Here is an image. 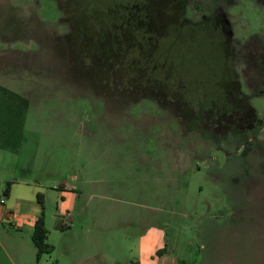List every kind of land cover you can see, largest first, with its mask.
<instances>
[{
  "label": "rangeland",
  "instance_id": "rangeland-1",
  "mask_svg": "<svg viewBox=\"0 0 264 264\" xmlns=\"http://www.w3.org/2000/svg\"><path fill=\"white\" fill-rule=\"evenodd\" d=\"M83 1L0 0V264H133L149 225L163 264H264V0H187L156 27L152 52L183 89L94 71L86 43L65 42ZM107 2L136 3L141 20L162 9L98 0L106 18ZM223 97L252 125L204 110ZM7 212L42 216L52 250L36 260L33 228Z\"/></svg>",
  "mask_w": 264,
  "mask_h": 264
},
{
  "label": "trees",
  "instance_id": "trees-1",
  "mask_svg": "<svg viewBox=\"0 0 264 264\" xmlns=\"http://www.w3.org/2000/svg\"><path fill=\"white\" fill-rule=\"evenodd\" d=\"M84 1V4L82 5L84 9L83 11L85 13L88 12L85 14V17L73 16V20L70 15L63 17L64 21L69 20L71 22L70 24L72 27L71 33L66 37L71 38L69 41L65 42H71V45L74 43L78 49L80 48V51L84 47V43H86V55L90 58V67L92 65L94 71H97L98 73H101L102 71V74L112 73L114 75L116 73V76L122 78L125 70L127 73L133 75V78L140 77L138 80L145 78V81H148L160 78L165 84H169L171 81H176L179 85L178 88H184V86H182L183 88L180 86V82H183V78L181 76L179 78L178 75H173L170 70L166 71L167 68L161 65V62L159 61L161 58H157V55L152 52L151 47L153 40L151 37L158 25H171V27L177 25V20L179 19H177L176 16L177 12H179L177 5L181 6V3L187 0H161L160 5L162 9L160 14L155 16L156 19L151 16L150 20L148 18L141 20V17L139 16L133 18L132 15L137 10V5L134 2L125 3L124 6L119 4L110 5L111 3L107 2L106 4L112 8V10H110L113 11V14H110V16L106 18L105 16L98 14L96 8L98 6V0L92 1L95 7L92 13L89 12L91 11L89 7V5H91L90 2H87V0ZM68 4L69 1H67V4L65 5L68 6ZM119 9L122 10V12L125 11L128 16L124 22H122L120 14L117 16L119 21L113 18L114 10L116 11ZM105 14L107 16L106 9ZM124 27H126V31L124 30ZM125 35L128 36L129 41L126 40L127 42L124 43ZM140 35L144 38H140ZM136 39H139L140 42L143 43H141L142 46H138L135 43ZM65 42L62 43V46ZM124 45H126V47ZM135 45L142 50L140 51V56ZM128 46L129 50L126 52ZM129 57H133V59L129 61ZM132 61H134V63ZM84 62L87 61L85 60ZM78 63L82 65V60ZM229 66H231V64H229ZM83 67L87 68V66ZM219 70L223 72L221 67ZM139 72H143L142 75H139ZM226 72L228 73V71ZM226 72L224 71L225 74H227ZM224 78L228 81L232 80V77L229 75L224 76ZM109 91H112V89ZM113 92H115L113 93V96H115L114 94L119 93L123 95V89H118V91L113 89ZM225 98L226 97H223V101L220 102V104H224ZM251 113L255 115L253 110ZM255 117L257 116L255 115ZM62 225L67 227V225L63 223ZM46 239L47 236L43 227L42 216H38L34 222L31 234V240L36 247V260H39L43 253L50 252L53 248ZM164 249L165 248L162 247L155 252L154 257L156 264H163L165 262V260L161 262Z\"/></svg>",
  "mask_w": 264,
  "mask_h": 264
},
{
  "label": "crops",
  "instance_id": "crops-1",
  "mask_svg": "<svg viewBox=\"0 0 264 264\" xmlns=\"http://www.w3.org/2000/svg\"><path fill=\"white\" fill-rule=\"evenodd\" d=\"M73 188H66L64 187L62 189V191L64 192L62 194V200L66 201V204L68 205V202H70V200L74 199V192H73ZM70 211V207L66 208V212ZM8 217H6L8 220H14L15 218L17 219V222H14V224L17 227L18 224L21 222L23 223L21 220L24 219V221L27 219L28 220V224L33 228L34 226V222L35 220L38 218V216L35 215H27V217H19L17 216L16 212H12L9 213L7 212ZM69 226V225H67ZM84 239H88V238H84ZM164 237H163V231L161 228H159L158 226L155 225H149L146 230L139 236V241H138V258L136 260L135 263L133 264H156V260H155V252L162 248L164 246L163 243ZM86 240H84L85 242ZM85 244L89 245V242L86 241ZM88 251L85 250V256H88L89 254L86 253Z\"/></svg>",
  "mask_w": 264,
  "mask_h": 264
},
{
  "label": "flooded vegetation",
  "instance_id": "flooded-vegetation-1",
  "mask_svg": "<svg viewBox=\"0 0 264 264\" xmlns=\"http://www.w3.org/2000/svg\"><path fill=\"white\" fill-rule=\"evenodd\" d=\"M221 75H223L222 77H224V76H226L225 75V73H221ZM225 96V95H224ZM223 100H219V101H217L216 99H212V100H210V105H208L206 108H204L205 106H204V104H202V105H197L200 109L201 108H204V110H208V109H212V110H214V111H217V112H221V113H223L222 115L221 114H219V115H221L222 117H223V121L222 122H220L219 124L220 125H222V126H224L227 130L229 129V128H232L233 126L234 127H238V126H241L242 128L244 127V126H250V125H252V123H251V121H249L248 119H246V117L247 116H245L246 114H243V116L242 117H239L237 120L236 119H234L233 117H232V115H230V116H227L228 114L227 113H224V112H227V110H225V109H230V110H237L238 111V114H239V111H240V106H238V105H236V106H233V105H223V104H218L217 102H222ZM243 113H245V112H243ZM245 118V120H243ZM221 119V118H220ZM242 120V121H241Z\"/></svg>",
  "mask_w": 264,
  "mask_h": 264
},
{
  "label": "built area",
  "instance_id": "built-area-1",
  "mask_svg": "<svg viewBox=\"0 0 264 264\" xmlns=\"http://www.w3.org/2000/svg\"><path fill=\"white\" fill-rule=\"evenodd\" d=\"M64 224H67V221H66V222H64Z\"/></svg>",
  "mask_w": 264,
  "mask_h": 264
}]
</instances>
